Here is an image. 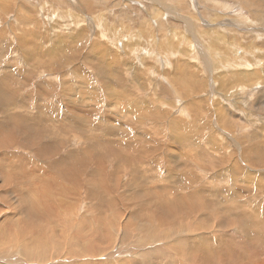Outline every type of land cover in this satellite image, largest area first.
<instances>
[{
    "label": "rangeland",
    "instance_id": "374dc122",
    "mask_svg": "<svg viewBox=\"0 0 264 264\" xmlns=\"http://www.w3.org/2000/svg\"><path fill=\"white\" fill-rule=\"evenodd\" d=\"M0 83V254L46 248L0 264H67L98 230L132 242L164 202L264 213V0H0Z\"/></svg>",
    "mask_w": 264,
    "mask_h": 264
},
{
    "label": "bare ground",
    "instance_id": "6f19581e",
    "mask_svg": "<svg viewBox=\"0 0 264 264\" xmlns=\"http://www.w3.org/2000/svg\"><path fill=\"white\" fill-rule=\"evenodd\" d=\"M168 1V0H167ZM175 1V0H174ZM248 2V1H247ZM104 26V25H103ZM165 27V26H164ZM107 28V27H106ZM100 29V28H99ZM108 31V29H106ZM116 32V31H115ZM106 33V32H103ZM119 33V32H117ZM173 34V33H172ZM179 34V33H178ZM106 35V34H105ZM114 36V35H113ZM121 36V35H120ZM140 36V35H139ZM153 36V35H152ZM98 37V35H97ZM106 37V36H105ZM122 37V36H121ZM130 37V36H129ZM175 37V36H173ZM95 38V37H94ZM119 38V37H118ZM125 38V37H124ZM128 38V37H127ZM136 38V37H135ZM179 38V37H178ZM96 39V38H95ZM141 39V38H140ZM175 39V38H174ZM186 39V38H185ZM226 39V38H225ZM98 40V38H97ZM108 40V39H107ZM122 40V39H121ZM127 40V39H126ZM153 40V39H152ZM177 40V39H176ZM182 40V39H180ZM231 40V39H230ZM99 41V40H98ZM98 41H96L98 43ZM149 41V40H148ZM224 41V40H223ZM110 42V40L108 41ZM112 42V41H111ZM118 42V41H117ZM120 42V41H119ZM225 42V41H224ZM104 43V42H103ZM115 43V41L113 42ZM112 43V44H113ZM121 43V42H120ZM138 43V42H137ZM185 43V41H184ZM187 43V41H186ZM185 43V44H186ZM223 43V42H222ZM229 43V42H228ZM232 43V42H231ZM255 43V42H254ZM108 44V43H107ZM119 44V43H118ZM122 44V43H121ZM125 44V41H124ZM129 44H132L131 42ZM129 44L127 48L129 47ZM182 44V43H181ZM192 44V43H191ZM190 44V45H191ZM93 45H97L94 43ZM103 45V44H101ZM105 45V44H104ZM138 46V44H136ZM147 45V44H146ZM170 45V44H169ZM115 45H113L114 47ZM126 46V45H125ZM133 46V45H132ZM135 46V45H134ZM163 46V45H162ZM107 47V46H105ZM109 47V44H108ZM119 47V46H118ZM233 47V46H232ZM231 47V48H232ZM96 48V46L94 47ZM100 48V47H99ZM150 48V47H148ZM114 49V52L117 51L116 48H110ZM125 49V48H124ZM137 49V48H135ZM141 49V48H140ZM223 49V48H222ZM254 49V47H253ZM67 50V49H66ZM71 50V49H69ZM167 50V49H166ZM172 50V49H171ZM191 51V50H190ZM212 51V47H211ZM215 51V49L213 50ZM224 51V50H223ZM258 51V49L256 50ZM104 52V51H103ZM125 52V51H124ZM129 52V51H128ZM134 52V51H133ZM182 52V51H181ZM223 53L222 51H220ZM251 52V50H250ZM136 53V52H135ZM142 53V52H141ZM208 53V52H207ZM215 54V53H214ZM106 55V54H105ZM135 56V55H134ZM104 57V56H103ZM125 57V56H124ZM189 57V56H188ZM245 57V56H244ZM159 58V57H158ZM252 58V57H251ZM91 59V58H90ZM122 59V58H121ZM124 59V58H123ZM138 60V59H137ZM213 60V59H212ZM223 60V59H222ZM127 61V60H126ZM257 61V60H256ZM221 62V61H219ZM39 63V62H38ZM105 63V62H104ZM120 63V62H119ZM141 64V63H140ZM230 64V63H229ZM101 65V64H100ZM99 65V66H100ZM139 65V64H138ZM223 65V64H222ZM228 65V64H227ZM232 66V65H231ZM63 67V66H62ZM123 67V65H122ZM217 67V66H216ZM143 68V67H142ZM220 68V67H219ZM115 69V68H114ZM121 71V70H120ZM159 71V69H158ZM250 72V71H249ZM76 73V72H75ZM150 73V72H149ZM162 73V72H161ZM166 73V72H165ZM246 73V71H245ZM252 73V71H251ZM160 74V73H159ZM250 74V73H249ZM254 74V73H252ZM250 74V75H252ZM109 75V73H108ZM111 75V73H110ZM128 75V74H127ZM207 75V74H206ZM247 75V74H246ZM258 75V74H257ZM181 76V75H180ZM104 77V76H103ZM159 77V76H158ZM173 77V76H172ZM188 78V77H187ZM196 78V77H195ZM254 78V77H253ZM114 79V77H113ZM138 79V78H137ZM181 79V78H180ZM229 79V78H228ZM247 79V78H246ZM255 79V78H254ZM223 80V79H222ZM259 80V79H258ZM128 81V80H127ZM159 81V80H158ZM260 81V80H259ZM110 83V82H109ZM116 83V82H115ZM129 83V82H128ZM186 83V82H185ZM1 84V83H0ZM108 84V82H107ZM119 84H121L119 82ZM250 84V83H249ZM118 85V84H117ZM219 85V84H218ZM258 85V84H257ZM111 86V85H110ZM122 86V85H121ZM133 86V85H132ZM107 87V86H106ZM112 87V86H111ZM115 87V86H114ZM113 87V88H114ZM161 88V87H160ZM172 89V88H171ZM193 89V88H192ZM235 89V88H234ZM131 90V89H130ZM198 90V89H197ZM108 91V90H107ZM114 91V90H113ZM135 91V90H134ZM185 91V90H184ZM239 91V90H238ZM3 94H6V91L2 89L0 91ZM19 92V91H18ZM81 92V91H80ZM183 92V91H182ZM240 92V91H239ZM8 93V92H7ZM14 93V91L12 92ZM163 93V92H162ZM232 93V92H231ZM125 94V93H124ZM202 94V93H201ZM2 95V94H1ZM0 95V96H1ZM15 95V94H14ZM109 95V94H108ZM2 97V96H1ZM0 97V98H1ZM9 97V96H8ZM114 97V96H113ZM119 96H117L118 98ZM116 98V97H115ZM131 98V97H130ZM230 98V97H229ZM233 98V97H232ZM9 99V98H8ZM228 100V98H227ZM83 102V101H82ZM201 102V101H200ZM2 103L3 106L6 104V101L4 97L2 98ZM8 104V103H7ZM6 104V105H7ZM138 104V103H137ZM139 105V104H138ZM201 105V103H200ZM205 107V106H204ZM233 108V106H232ZM208 109V108H207ZM183 112V110H182ZM203 112V111H202ZM214 112V111H213ZM200 113V112H199ZM205 113V112H204ZM179 114V113H178ZM139 115V114H138ZM140 116V115H139ZM138 116V117H139ZM202 116V115H201ZM118 117V116H117ZM150 118V117H149ZM12 119V118H11ZM122 121V120H121ZM189 121V120H188ZM176 123V122H175ZM186 123V122H185ZM113 125V124H112ZM193 125V124H192ZM183 126V124H182ZM191 128V127H190ZM194 128V127H193ZM192 128V129H193ZM68 129V128H67ZM124 129V128H123ZM155 129V128H154ZM180 130V129H179ZM1 131V130H0ZM51 131V130H50ZM4 132V131H3ZM77 132V131H76ZM153 132V131H151ZM181 132V131H180ZM2 133V132H1ZM4 134V133H3ZM10 135V134H9ZM128 135V134H127ZM213 136V135H212ZM72 137V136H71ZM8 138V137H7ZM10 138V137H9ZM96 139V137H95ZM140 139V138H139ZM12 140V139H11ZM108 141V140H107ZM130 141V140H129ZM218 141V140H217ZM29 142V141H28ZM185 142V141H184ZM32 143V142H30ZM197 143V142H196ZM213 143V142H212ZM245 143V142H244ZM117 144V143H116ZM129 144V142H128ZM221 145V143H219ZM250 144V143H249ZM106 145V144H105ZM232 145V144H231ZM7 146V145H6ZM127 146V145H126ZM195 146V145H194ZM209 146V145H208ZM31 147V145H30ZM93 147V146H92ZM104 147V146H103ZM117 147V146H116ZM125 147V146H124ZM140 147V146H139ZM213 147V146H212ZM217 147V146H216ZM222 147V146H221ZM221 147H217V149H222ZM249 147V146H248ZM196 148V147H195ZM211 148V147H210ZM109 149V148H108ZM142 149V148H141ZM251 149V147H250ZM110 150V149H109ZM119 150V149H118ZM246 150V149H245ZM255 150V149H254ZM260 150V149H259ZM43 151V150H42ZM104 151V150H103ZM174 151V150H173ZM197 151V150H196ZM125 152V151H124ZM182 152V151H181ZM210 152V151H209ZM252 152V151H251ZM49 153V152H48ZM134 153V152H133ZM191 153V152H190ZM215 153V152H214ZM250 153V150H249ZM126 154V153H125ZM130 154V153H129ZM197 154V153H196ZM135 155V153H134ZM191 155V154H190ZM199 155V153H198ZM249 155V154H248ZM43 156V155H42ZM218 156V155H217ZM113 157V156H112ZM128 157V156H126ZM126 157H123L126 159ZM187 157V156H186ZM184 157V158H186ZM79 158V157H78ZM130 158V155H129ZM133 157H131L130 161L132 160ZM139 158V156H138ZM182 158V157H181ZM247 158V157H246ZM120 160V158H118ZM124 159V160H125ZM135 159V158H134ZM141 159V158H140ZM260 161L263 163L264 156L261 155ZM127 160V159H126ZM136 160V159H135ZM224 160V159H223ZM77 161V160H76ZM190 161V160H189ZM126 162V161H125ZM129 162V161H128ZM127 162V163H128ZM134 162V161H133ZM172 162V161H171ZM79 163V162H77ZM101 163V162H98ZM225 163V162H224ZM245 163V162H244ZM81 164V162H80ZM79 164V166H80ZM130 164V163H128ZM138 164V163H137ZM250 164V163H249ZM253 164V163H252ZM255 164V163H254ZM259 164V162H258ZM74 165V164H73ZM116 165V164H115ZM153 165V164H152ZM78 166V165H77ZM83 166V165H82ZM135 163V168L136 167ZM237 166V165H236ZM250 166V165H249ZM261 166V165H260ZM120 167V166H119ZM132 167V165H131ZM201 168V167H200ZM257 168V167H256ZM255 168V169H256ZM73 169V168H72ZM71 169V170H72ZM118 170V169H117ZM139 170V169H137ZM122 171V170H121ZM247 171V169H246ZM138 172V171H137ZM235 172V171H234ZM121 173V172H120ZM189 173V172H188ZM237 173V172H236ZM115 174V173H114ZM183 174V173H182ZM116 175V174H115ZM186 175V174H185ZM237 176V174H236ZM100 177V175H99ZM149 177V176H148ZM190 177V175H189ZM235 177V176H234ZM60 178V177H59ZM183 178V177H182ZM233 178V177H232ZM252 178V177H251ZM250 178V179H251ZM120 179V178H119ZM164 179V178H163ZM235 179V178H234ZM249 179V178H248ZM65 180V178H64ZM71 180V179H70ZM186 180V179H185ZM57 181V180H56ZM72 181V180H71ZM70 181V182H71ZM99 181V180H98ZM189 181V180H188ZM75 182V181H74ZM101 182V181H100ZM211 182V181H210ZM237 182V181H236ZM67 183V182H66ZM176 183V182H175ZM169 184V183H168ZM245 184V183H244ZM10 185V184H9ZM242 185V183H241ZM34 186V185H33ZM102 186V185H101ZM137 186V185H136ZM156 186V185H155ZM262 186V185H261ZM36 187V186H35ZM67 187V186H66ZM238 187V186H237ZM254 188V187H253ZM154 189V188H153ZM231 189V188H230ZM250 189V188H248ZM256 189V188H255ZM258 189V188H257ZM262 189V188H261ZM188 190V189H186ZM171 191V190H170ZM185 191V190H184ZM232 191V189H231ZM247 191V188H246ZM249 191V190H248ZM260 191V189L258 190ZM164 192V191H163ZM238 192V191H237ZM261 192V191H260ZM198 193V192H197ZM243 193V192H242ZM253 193V192H252ZM66 194V193H65ZM194 194V193H193ZM222 194V193H221ZM262 194V193H261ZM264 194V193H263ZM190 195V194H189ZM232 195V194H231ZM234 195V194H233ZM252 195V194H251ZM255 195V194H253ZM163 196V195H162ZM236 198V195H234ZM233 196V197H234ZM91 197V196H89ZM130 197V196H129ZM138 198V196H136ZM175 197V196H174ZM192 197V196H191ZM230 197V195H229ZM239 197V196H238ZM238 197L236 198L237 200ZM255 197V196H254ZM135 198V197H134ZM136 198V199H137ZM143 198V197H142ZM148 198V197H147ZM194 198V197H193ZM198 199L199 197H195ZM234 198V199H235ZM248 198V197H247ZM246 198V199H247ZM256 198V197H255ZM54 199V198H53ZM140 199V198H138ZM176 199V198H175ZM200 199V198H199ZM225 199V198H224ZM228 199V198H227ZM160 200V199H159ZM188 200V199H187ZM204 200V199H203ZM229 200V199H228ZM248 200V199H247ZM259 200V199H258ZM182 201V200H181ZM192 201V200H191ZM235 201V200H234ZM245 201V200H244ZM255 201V200H254ZM257 201V200H256ZM127 202V200H126ZM197 201H195V205ZM210 202V201H209ZM213 202V201H212ZM229 202V201H227ZM237 202V201H236ZM261 202V201H260ZM110 203V202H109ZM194 203V202H193ZM199 203V201H198ZM204 203V202H203ZM222 203V202H221ZM233 203V202H230ZM238 203V202H237ZM237 203H234L235 205H238ZM240 203V202H239ZM243 203V201H242ZM245 203V202H244ZM253 203V202H252ZM255 203V202H254ZM114 204V203H113ZM179 204V203H177ZM208 204V203H207ZM210 206L212 205L209 203ZM251 204V203H249ZM62 205V204H61ZM194 205V206H195ZM201 205V204H200ZM227 205V204H226ZM258 205V204H257ZM51 206V205H50ZM66 206V205H65ZM70 206V205H69ZM73 206V205H72ZM102 206V204H101ZM104 206V205H103ZM151 206V205H150ZM193 206L192 203L186 202V203H180V205H176L175 202L173 204H169L168 202H164L158 206V210L160 211L159 213L157 212V223L156 219H152L148 221L147 223L141 225L139 227V232L136 235V238L134 241H130V239L126 238L124 239L123 234L120 236L119 234H114L111 236V234L108 232L106 233L105 230L104 232H98L93 233L92 235L88 236L85 238V240H88L87 245L85 243L83 244L84 247L80 249H77L72 246H68L65 248L61 254H72L70 255L71 257L68 258L69 262L67 264H88L87 262H84L82 260H79L80 258L84 257H94V256H99V259H95V262L92 264H264V247H260L261 245H264V213H262L259 209L254 210V209H249L250 214H254L252 218H250L248 212L246 216L249 217V219L243 217H239L236 219V216H234V213L232 216L234 217H229L226 218L220 217L223 221L220 223H216L215 220L213 221L210 217V219H204L199 222H197V218H193V214H196L195 212V207ZM198 206V205H197ZM196 206V207H197ZM213 206V205H212ZM230 206V205H229ZM228 206V208H229ZM243 206V205H242ZM247 206V205H246ZM36 207V206H35ZM68 207V206H67ZM66 207V208H67ZM100 207V206H99ZM114 207V206H113ZM131 207V206H130ZM142 207V206H141ZM215 207V206H214ZM225 207V205H224ZM235 207V206H233ZM245 207V206H244ZM255 207V206H254ZM259 207V206H258ZM264 207V206H263ZM55 208V207H54ZM205 208V207H204ZM240 208V205H239ZM252 208V207H251ZM53 209V208H52ZM64 209V208H63ZM62 209V210H63ZM69 209V208H68ZM148 209V208H147ZM208 209L207 207L205 210ZM223 209V208H222ZM243 209V208H242ZM240 209V210H242ZM245 209V208H244ZM71 210V209H70ZM101 210V208L99 209ZM112 210V209H111ZM197 210V209H196ZM199 210V209H198ZM226 212V208L223 209L222 211ZM247 209H245L246 211ZM247 210V211H248ZM41 210L33 209V214L35 218L38 220V218L43 219L45 216L42 214L41 216ZM50 211V210H49ZM66 211V210H65ZM68 211V210H67ZM221 211V213H223ZM58 212V211H57ZM70 212V211H69ZM102 212V211H101ZM200 212V210H199ZM233 212V211H231ZM235 212V211H234ZM237 212V211H236ZM144 213V212H143ZM153 213V212H152ZM203 213V210H202ZM206 213V212H204ZM218 213V211L216 212ZM54 214V213H53ZM52 214V215H53ZM104 214V213H103ZM112 214V213H111ZM40 215V217L36 216ZM73 215V214H72ZM98 215V214H97ZM200 215V214H199ZM213 215V214H212ZM216 215V214H215ZM219 215V214H218ZM217 215V216H218ZM222 215V214H221ZM224 215V213H223ZM229 215V213H228ZM216 218L218 219V217ZM231 216V214H230ZM252 216V215H251ZM43 217V218H42ZM56 218V215L52 216V218ZM101 217V216H100ZM116 217V216H115ZM141 217V216H139ZM150 217V216H149ZM198 217V216H197ZM215 217V216H214ZM47 218V217H46ZM94 218V217H93ZM109 218V217H108ZM153 218V217H152ZM194 220H193V219ZM199 218V217H198ZM39 219V220H40ZM106 219V218H105ZM133 219V218H132ZM221 219H218V222L221 221ZM54 220V219H53ZM74 220V219H72ZM102 220V219H101ZM107 220V219H106ZM136 220V219H135ZM52 221V220H51ZM129 221V220H128ZM6 222V221H5ZM25 222V220H24ZM29 222V221H28ZM36 221H33L29 225V233L35 232V231H41V226L39 222L36 224ZM42 221H40L41 223ZM63 222V221H62ZM69 222V220H68ZM101 222V221H100ZM110 222V221H109ZM120 222V221H119ZM127 222V221H126ZM142 222V221H141ZM58 223V222H57ZM80 223V222H79ZM108 223V222H107ZM125 223V222H124ZM137 223V221H136ZM135 223V224H136ZM70 224V223H69ZM74 224V222H73ZM77 224V223H76ZM118 224V223H116ZM115 224V225H116ZM128 224V223H127ZM25 225V224H24ZM23 225V227H24ZM56 225V224H55ZM66 225V224H65ZM84 225V223H83ZM100 224H98L99 227ZM69 226V225H68ZM71 226V224H70ZM69 226V227H70ZM106 226V225H105ZM104 226V227H105ZM131 226V225H130ZM129 226V228H130ZM68 227V229H69ZM81 227V226H80ZM92 227V225H91ZM103 227V229H104ZM112 227V225L110 226ZM120 227V226H119ZM1 228V227H0ZM28 228V227H27ZM40 228V230H37ZM75 228V226H74ZM82 228V227H81ZM123 228V227H121ZM132 228V227H131ZM135 228V227H134ZM137 228V225H136ZM135 228V229H136ZM8 229V228H6ZM21 229V228H20ZM26 229V228H25ZM52 229V227H51ZM95 229V227H94ZM100 229V228H99ZM127 229V228H126ZM4 230V229H2ZM54 230V229H53ZM80 230V229H79ZM87 230V229H86ZM92 230V229H91ZM107 230V226H106ZM130 230V229H129ZM58 231V230H57ZM73 231V230H72ZM89 231V230H88ZM110 231V229H108ZM214 231V232H211ZM8 230H4L0 232V239L2 237L7 236L9 233ZM49 232V231H48ZM52 232V231H51ZM81 232V231H80ZM84 232H86L84 230ZM83 232V234H84ZM120 232V229H119ZM36 233V232H35ZM38 233V232H37ZM43 233V232H42ZM54 233H56L54 231ZM211 233H214L213 236L211 237ZM28 232H26V235ZM80 234V233H79ZM121 234V233H120ZM29 235V234H28ZM36 235V234H35ZM33 235V238L35 237ZM135 235V234H134ZM41 236V235H40ZM77 236V235H76ZM130 236V235H129ZM79 237V236H78ZM82 236L79 238L81 239ZM135 237V236H134ZM7 238V237H6ZM69 238V237H68ZM83 238V237H82ZM12 242V239H9ZM28 240V239H27ZM31 240V239H30ZM65 240V239H64ZM83 240V239H81ZM42 241V240H41ZM40 242H33L31 244H25L24 240L20 238L17 242H15L13 245L16 244L17 247H14V249L9 248V244L6 243L5 247L6 249L10 250L8 252L7 258L9 259L7 261L6 256L0 254V260L4 262H14L13 258V252H15L16 248H19L18 254L20 255V252L23 254L22 256H25L28 259V256L35 254V253H40V249H46L43 244H40ZM2 242V240H1ZM0 242V248H4ZM83 242V241H82ZM116 242L119 244L116 245ZM3 243V242H2ZM13 243V242H12ZM79 243V242H78ZM53 245L56 246V243L53 242ZM81 244V242H80ZM12 245V246H13ZM75 245V244H74ZM120 245V246H119ZM38 248V249H31V248ZM59 247V246H58ZM5 249V248H4ZM4 249H1L4 250ZM50 250V249H49ZM55 250V249H54ZM67 251V252H65ZM79 251L80 253H78ZM17 252V250H16ZM78 254H77V253ZM130 256L129 255H133ZM16 254V255H18ZM112 254V255H109ZM18 255V256H19ZM38 255V254H37ZM108 255V256H107ZM119 255L120 258H123L122 261H119V259H114L113 256ZM5 256V257H4ZM21 256V255H20ZM69 255H67L68 257ZM105 256V257H104ZM17 257V256H16ZM40 257V256H38ZM108 257V258H107ZM125 257V258H124ZM18 258V257H17ZM34 258V257H33ZM102 258V259H100ZM21 259V258H20ZM31 259V258H30ZM61 259V258H60ZM65 258H63L64 260ZM17 260V259H16ZM67 260V258L65 259ZM84 260V259H83ZM19 261V259L17 260ZM46 259H41V262H45ZM62 261V260H60ZM78 261H81L79 263ZM59 262V261H58ZM66 263V261H64ZM92 262V261H91ZM21 263V262H20ZM28 263V261H27ZM34 263V261H33ZM64 263V264H65ZM56 264H62V263H56Z\"/></svg>",
    "mask_w": 264,
    "mask_h": 264
}]
</instances>
